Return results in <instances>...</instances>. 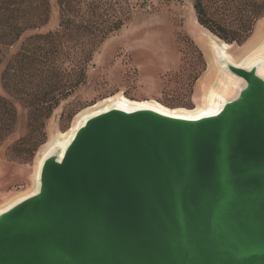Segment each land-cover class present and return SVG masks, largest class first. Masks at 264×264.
<instances>
[{"label":"water","instance_id":"1","mask_svg":"<svg viewBox=\"0 0 264 264\" xmlns=\"http://www.w3.org/2000/svg\"><path fill=\"white\" fill-rule=\"evenodd\" d=\"M197 120L150 109L89 117L0 214V264H264L259 64Z\"/></svg>","mask_w":264,"mask_h":264},{"label":"rangeland","instance_id":"2","mask_svg":"<svg viewBox=\"0 0 264 264\" xmlns=\"http://www.w3.org/2000/svg\"><path fill=\"white\" fill-rule=\"evenodd\" d=\"M194 3L46 0L35 10L17 0L0 13V206L33 187L42 151L82 112L115 97L194 109L216 79L207 75L214 42L236 60L264 43V0H203L212 30ZM234 4L241 12L231 17ZM77 80L45 118L50 99Z\"/></svg>","mask_w":264,"mask_h":264},{"label":"bare ground","instance_id":"3","mask_svg":"<svg viewBox=\"0 0 264 264\" xmlns=\"http://www.w3.org/2000/svg\"><path fill=\"white\" fill-rule=\"evenodd\" d=\"M210 48L212 53L210 60L211 65L207 75L208 77L213 79L215 77L216 79L211 89H209L208 93L206 92L207 94L202 99V104L195 107L194 109H169L154 101L135 102L127 100L123 97H115L109 98L97 104L94 107V110H91V112L88 110L82 112L77 117L71 128L65 134L61 135V140H52L42 151L41 157L38 159L35 167L33 187L26 192L16 194L2 206H0V214L20 201L32 196L36 192L39 171L43 160L50 154L54 153L57 148L60 149L61 156L63 150L70 142L75 131L87 118L103 113L112 108H119L125 111L150 109L165 115L188 120H197L208 115H213L220 110L222 103L228 100L233 95L235 89L242 83L241 79L235 77L224 68V63H222L221 59L235 67L241 68H249L251 65L258 63V75L264 77V43H261L259 46L253 49H249V51H247L239 60H236L229 53L230 46L226 44L218 45L214 42Z\"/></svg>","mask_w":264,"mask_h":264},{"label":"trees","instance_id":"4","mask_svg":"<svg viewBox=\"0 0 264 264\" xmlns=\"http://www.w3.org/2000/svg\"><path fill=\"white\" fill-rule=\"evenodd\" d=\"M19 3H20V1H19ZM19 3L17 4V0H0V13L9 11L10 8H13L11 10L15 11L14 8L15 9L17 8V7H15V4H17L16 6H18ZM30 3L35 4L33 9L38 10L42 6H44V3L46 4V0H30ZM231 6L232 7L230 9H228L227 11L229 12L231 17H236V15L240 14L241 8H240L239 4H234V5H231ZM194 10L196 12L197 20H198L199 24L202 25L203 27H206V28L212 30L209 24H212L213 21H212V19H210L207 16L206 10H205L204 5H203V0H195ZM254 18L255 17L251 18V21ZM251 21H249V25H250ZM249 25H247V29L241 31V33L239 35V41L241 39H243L244 37H246V34L249 31V29H248ZM218 26H219V28L221 30H223V31L226 30L225 27H222L220 25H218ZM232 41L233 40H231L229 42H232ZM39 73L41 74L43 72L39 71ZM79 84H81V82H79L78 80L73 82V83H70L66 87V93L65 94L61 95L60 97L51 98L50 101H49L50 104L47 106V109L45 110V113H43L44 117L47 118L50 115L51 110L58 105L59 101L64 99Z\"/></svg>","mask_w":264,"mask_h":264}]
</instances>
